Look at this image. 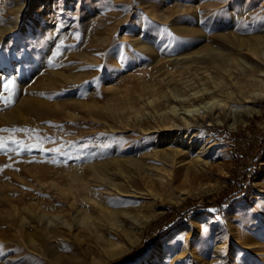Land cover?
Segmentation results:
<instances>
[{"label": "rangeland", "instance_id": "obj_1", "mask_svg": "<svg viewBox=\"0 0 264 264\" xmlns=\"http://www.w3.org/2000/svg\"><path fill=\"white\" fill-rule=\"evenodd\" d=\"M246 18L262 25L264 0H0V264H264V97L246 123L156 127L176 101L152 49L176 56ZM167 134L216 150L157 148ZM105 173L119 187H103L106 212L73 211L74 179L95 187ZM55 212L60 236L14 238Z\"/></svg>", "mask_w": 264, "mask_h": 264}, {"label": "bare ground", "instance_id": "obj_2", "mask_svg": "<svg viewBox=\"0 0 264 264\" xmlns=\"http://www.w3.org/2000/svg\"><path fill=\"white\" fill-rule=\"evenodd\" d=\"M229 29L231 32L227 31ZM219 30L220 33L214 36L212 42L202 46H199V38L191 37L181 41L183 48L189 47L177 53L176 56L173 53H165L160 58L155 49H152L154 51L153 62L157 67L166 65L169 69L168 77H171L169 82L175 84L171 94L176 103L169 105V109L161 114L156 122V127L159 129H167L168 132L190 127L201 129L208 120L224 119L227 122L233 113L236 121L246 123L255 111L258 100L264 97V23L254 27L247 25V18L245 20L236 19L227 28H219ZM171 63L173 65H170ZM249 103L254 104V107H247ZM218 110L220 112L216 116ZM198 136L179 135L171 139V136L167 134L156 142V147L163 145L162 142L167 137V141L173 143L175 141L177 145H180L181 151L183 146L189 151L193 146L216 150L212 144L201 141L197 138ZM207 150L201 151L206 153ZM160 153L158 150L155 152L156 155ZM197 165L196 170L203 166L201 162ZM105 174L102 180L95 184V187L87 181L81 184L78 179H74L73 211H77L84 218L91 216L92 213L97 212L103 215L106 212L107 195L103 187L107 180L113 182L110 191L117 192L119 187L115 180L109 177V173ZM58 216L59 212H55L54 214H43L37 217L39 219L23 221L22 225L20 223L21 228L35 229L37 233L29 235L27 234L29 232L24 233L25 231L19 228L15 230L14 238L18 240L20 237V241L24 243L30 239L37 246H42L49 239L48 235L60 236L61 224L55 219ZM64 222L69 224L68 220ZM121 231L123 233L127 231V228L123 227Z\"/></svg>", "mask_w": 264, "mask_h": 264}, {"label": "trees", "instance_id": "obj_3", "mask_svg": "<svg viewBox=\"0 0 264 264\" xmlns=\"http://www.w3.org/2000/svg\"><path fill=\"white\" fill-rule=\"evenodd\" d=\"M244 192L243 191H239L238 193H234L232 192L231 196L230 195H223L222 197H219L217 198V202H213L214 198H212V202L211 204H208L206 205V209H209L210 212L214 213V206H218L220 211L224 212L228 209L230 203L232 202V200H235V199H239L241 197V195L243 194ZM217 203V204H216ZM185 207V206H184ZM176 209L175 206H170V213ZM196 213H198L194 208H189V210L187 211V214H186V217L187 218H191L193 217ZM217 213V212H216ZM159 220L153 222L151 224L152 225H155Z\"/></svg>", "mask_w": 264, "mask_h": 264}, {"label": "snow or ice", "instance_id": "obj_4", "mask_svg": "<svg viewBox=\"0 0 264 264\" xmlns=\"http://www.w3.org/2000/svg\"><path fill=\"white\" fill-rule=\"evenodd\" d=\"M4 87H5V89H8L9 85H8V84H5ZM10 99H11V98H9V100H10ZM5 102L7 103V102H9V101L6 100ZM13 102H14V101H13ZM2 146H3V145H0V147H2Z\"/></svg>", "mask_w": 264, "mask_h": 264}]
</instances>
